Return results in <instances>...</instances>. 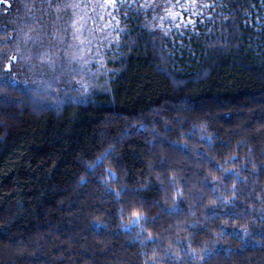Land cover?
I'll return each mask as SVG.
<instances>
[{
    "label": "trees",
    "instance_id": "1",
    "mask_svg": "<svg viewBox=\"0 0 264 264\" xmlns=\"http://www.w3.org/2000/svg\"><path fill=\"white\" fill-rule=\"evenodd\" d=\"M0 73V264H264V0H0Z\"/></svg>",
    "mask_w": 264,
    "mask_h": 264
},
{
    "label": "snow or ice",
    "instance_id": "2",
    "mask_svg": "<svg viewBox=\"0 0 264 264\" xmlns=\"http://www.w3.org/2000/svg\"><path fill=\"white\" fill-rule=\"evenodd\" d=\"M108 3H109L110 5H115L116 0H108ZM34 6H35V5H33V7H34ZM50 6H51V5H50ZM143 6H144V7H150L151 5H150V4H145V5H143ZM212 6L215 7V5H212ZM66 7H67V5H66ZM73 7H75V5H73ZM181 7H182V6H181ZM168 15H169V16H172V17H179L181 20H183V16H182V14H181L180 12H169ZM209 15H210V13H209ZM187 23H189V24H191V25H193V26L195 25V21L192 20V17H191V16L188 17V19H187ZM29 31H31V29H29ZM40 58H41L42 61H45V60H46V61H48L50 64H52L53 67H55V61H53V59H52V54H51L50 52H48V53H42ZM71 59H79V60L81 61L82 64H87V63H88V60L85 59L83 56H79V57H77V56H72ZM13 60H16V56H12V57L10 58L9 62H8L7 65H6V67H7L8 69H11V67H12V63H11V61H13ZM69 62H71V60H70ZM172 71H175L174 66H173V68H172ZM0 75H2V76H7L6 83H10V82L13 81L14 79H16L15 74L8 75L7 73H0ZM73 79L75 80L76 78L73 77ZM25 83H29V82H28V81H25ZM32 83H35V82L33 81ZM83 84H84V91L87 92V91H88L87 81H84ZM49 87H50V85H49ZM57 91H59V89H57ZM10 99H11V97H10L9 93L6 91V89L0 88V103H7V102L10 101ZM185 147H186V145H185ZM230 159H235V157H232V158H230ZM220 167L222 168V165H221ZM235 190H236V189H235V186H233V191L235 192ZM177 191L180 192L181 190H180V189H177ZM146 219H147L146 214H142V213L139 212V211L135 212V213L133 214V216H132V220H133V223H134V224H139V222H140L141 220H146ZM142 231H144L143 228H142ZM192 251L195 252V250H192ZM209 251H211V250L207 249V245H205V248H204V250H203V255H199V254H197V255H198V258H199L201 261H204V264H207L206 257H208V253H209ZM155 259H156V256H155V253H153V260H145V261H144V264H153V261H154Z\"/></svg>",
    "mask_w": 264,
    "mask_h": 264
},
{
    "label": "rangeland",
    "instance_id": "3",
    "mask_svg": "<svg viewBox=\"0 0 264 264\" xmlns=\"http://www.w3.org/2000/svg\"><path fill=\"white\" fill-rule=\"evenodd\" d=\"M69 19H70V17H64V20L61 21L60 17L57 15V16H53V18L51 19V23H50L51 25L55 24V29L58 33L60 31V24L65 26L66 30L68 31V36L65 39H63V41H62V43L64 45H68L69 43L70 44L73 43V30L70 27ZM50 32L51 33L45 32V35L47 37H50L55 42L56 35H58V34L55 32H52V30Z\"/></svg>",
    "mask_w": 264,
    "mask_h": 264
}]
</instances>
